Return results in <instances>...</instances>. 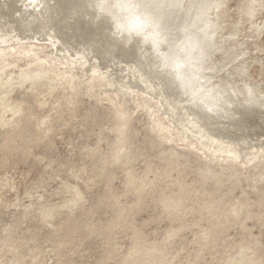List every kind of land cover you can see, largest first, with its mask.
Returning <instances> with one entry per match:
<instances>
[{
  "label": "bare ground",
  "instance_id": "6f19581e",
  "mask_svg": "<svg viewBox=\"0 0 264 264\" xmlns=\"http://www.w3.org/2000/svg\"><path fill=\"white\" fill-rule=\"evenodd\" d=\"M232 2L160 0L164 32L176 38L184 30L202 43L187 77L178 84L150 58L138 57L135 44L125 48L114 41L107 21L94 24L87 19L91 14L85 0H0L4 150L23 140L29 128L49 139L55 124L74 120L87 99L103 109L106 130L114 134L107 153L113 159L132 160L131 125L143 113L146 134L154 142L187 148L226 169L256 166L264 175V85L252 75L253 68H263V59L250 53L264 34L258 22L264 0ZM258 51L264 53V47ZM18 90L29 99L16 98ZM47 106L50 112L38 116ZM164 203L173 213L182 201L168 196ZM44 213L43 218L50 215ZM215 238L210 230L203 244ZM159 246L144 251L156 260ZM239 247L243 254L245 249ZM251 262L259 264V256Z\"/></svg>",
  "mask_w": 264,
  "mask_h": 264
},
{
  "label": "rangeland",
  "instance_id": "374dc122",
  "mask_svg": "<svg viewBox=\"0 0 264 264\" xmlns=\"http://www.w3.org/2000/svg\"><path fill=\"white\" fill-rule=\"evenodd\" d=\"M260 15L264 25V9ZM260 46L264 34L250 48L263 59L252 75L264 85ZM20 92L16 98L29 99ZM84 100L76 118L56 123L49 139L29 128L4 150L0 134V264H252L258 256L264 264L261 168L226 169L154 142L143 113L131 125L132 160L113 159L103 109ZM168 196L182 201L173 213L165 208ZM210 230L216 238L205 245ZM155 245L156 260L144 251Z\"/></svg>",
  "mask_w": 264,
  "mask_h": 264
},
{
  "label": "clouds",
  "instance_id": "9594fccd",
  "mask_svg": "<svg viewBox=\"0 0 264 264\" xmlns=\"http://www.w3.org/2000/svg\"><path fill=\"white\" fill-rule=\"evenodd\" d=\"M94 24L107 21L110 36L128 48L136 45L140 58L148 57L159 71L171 75L178 84L200 54L202 43L181 30L176 38L161 28L160 0H85Z\"/></svg>",
  "mask_w": 264,
  "mask_h": 264
}]
</instances>
